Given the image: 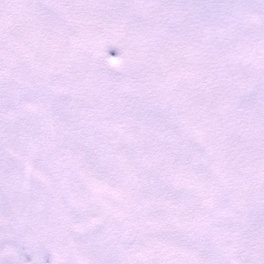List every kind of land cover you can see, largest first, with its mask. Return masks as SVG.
<instances>
[{"label": "snow or ice", "instance_id": "1", "mask_svg": "<svg viewBox=\"0 0 264 264\" xmlns=\"http://www.w3.org/2000/svg\"><path fill=\"white\" fill-rule=\"evenodd\" d=\"M45 251L264 264V0H0V264Z\"/></svg>", "mask_w": 264, "mask_h": 264}, {"label": "rangeland", "instance_id": "2", "mask_svg": "<svg viewBox=\"0 0 264 264\" xmlns=\"http://www.w3.org/2000/svg\"><path fill=\"white\" fill-rule=\"evenodd\" d=\"M119 51L120 50L117 47L113 46V47H110L108 49V54L110 56H117V55H119ZM43 258H44V264H51L52 256H51V252L50 251H45ZM25 259L28 260V261H31L32 255L30 253L26 254L25 255Z\"/></svg>", "mask_w": 264, "mask_h": 264}]
</instances>
